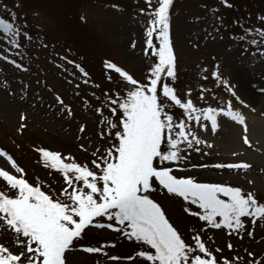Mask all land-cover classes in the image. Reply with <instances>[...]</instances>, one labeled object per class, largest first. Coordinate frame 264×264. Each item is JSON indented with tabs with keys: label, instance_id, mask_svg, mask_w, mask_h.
I'll use <instances>...</instances> for the list:
<instances>
[{
	"label": "snow or ice",
	"instance_id": "1",
	"mask_svg": "<svg viewBox=\"0 0 264 264\" xmlns=\"http://www.w3.org/2000/svg\"><path fill=\"white\" fill-rule=\"evenodd\" d=\"M220 3L226 8L234 7L229 0H220ZM144 4L146 7L139 8L138 14L147 17L143 32L144 56L152 61L146 75L138 80L115 63L105 62V69L116 74L115 78L107 76L112 87L103 90L96 84L101 95L91 93L100 104L94 109L100 129L97 135L107 146H94L91 158L85 162H77L71 154L64 156L59 151L36 149L45 168L60 175L58 189L41 183L39 177L35 184L30 183L14 157L0 148V158H5L10 168L0 167V181L5 185L0 190V236L7 238L6 242H0V264H69V257L75 251L103 255L111 262L125 260L128 264H241L240 256L218 257L222 249L206 246L208 242L215 243V238L207 233L224 232L229 238L234 236L241 240L244 235L254 238L255 227L264 222V196L255 189L254 181L248 180V185L253 187L245 189L231 182L201 181L194 175L178 177L174 173L184 172L186 168L190 171L227 170L237 174L251 169L252 165L245 161L192 162L193 154L210 156L211 152L205 149L214 147L199 133L216 134L223 123L242 126V142L251 147L246 118L233 108L232 99L224 107L207 104L205 93L211 90L203 85L198 91V101L206 106L194 103L191 87L184 90L176 87L177 57L171 39L174 0H144ZM4 10L9 18L0 16V33L10 47L0 46V60L27 71L4 53L21 49V37L29 43L33 38L25 30L26 24L17 23L15 11L7 6ZM210 11L219 22L213 25L214 32L218 33L224 26L223 17L215 16L219 8ZM257 20L264 23V15ZM233 24L241 29L240 35L230 37L241 45L240 55L264 58V28L245 27L238 20ZM41 46L48 47L43 41ZM135 46L133 41L132 47ZM59 59L77 69L84 78L83 83L88 85L89 73L79 63L67 56H59ZM214 69L210 75L217 85H222L231 97L248 107L234 86L221 76L219 65ZM202 79L206 81L209 76ZM75 87L79 89L80 85ZM258 91L264 93V87ZM212 99H217L215 94ZM54 101L62 114L73 115L60 95H55ZM20 119L25 117L22 115ZM24 127L21 123L20 129ZM78 131L83 134L86 125L81 124ZM79 147L82 152H88L85 144ZM156 186L181 198L184 213L200 222L199 227L188 229V241L152 198ZM91 230L110 231L134 243L136 248L133 254L120 257L106 251L116 248V241H98L97 246L81 244ZM226 246L229 251L233 250L231 239ZM245 251L250 259L243 264H264V255L256 259L254 252Z\"/></svg>",
	"mask_w": 264,
	"mask_h": 264
},
{
	"label": "rangeland",
	"instance_id": "2",
	"mask_svg": "<svg viewBox=\"0 0 264 264\" xmlns=\"http://www.w3.org/2000/svg\"><path fill=\"white\" fill-rule=\"evenodd\" d=\"M229 3L234 7L226 8L220 0H174L171 8V39L177 57L176 87L179 90L191 87L192 99L198 106H206L198 101L201 85L211 90L205 96L207 104L213 107H224L232 99L233 108L245 116L248 131L249 126H252L264 138V93L258 91V88L264 87V58L241 56V45L230 38L241 34L240 27L233 24L234 20L243 22L245 27L264 28V23L257 20L258 16L264 15V0H229ZM16 4L20 7H15ZM5 6L17 13V23L27 25L25 30L33 41L29 43L21 37V49L4 53L21 63L27 71L16 69L7 61L0 60V148L14 157L17 164L25 170L26 179L30 183L35 184L36 177H39L41 183L58 189L60 175L45 168L36 149L43 147L59 151L64 156L71 154L77 162H85L91 158L94 146H107L97 135L100 129L94 109L100 104L91 97V93L95 91L97 96L101 95L100 90L95 88L96 84L103 90L112 87L107 76L115 78L116 74L105 69V62L115 63L134 78L143 80L152 62L150 57L144 56L143 32L147 17L138 14L139 8L146 5L144 0H0V16L4 18H9L8 12L4 10ZM213 8H219L215 16L223 17L224 26L220 27L218 33L213 30V25L219 23L210 11ZM2 35L0 33V46L10 47L2 39ZM41 41L48 47H42ZM133 41L135 48L132 47ZM250 51L255 49L250 48ZM17 52L20 55H16ZM59 56H67L79 63L89 73L88 85L83 83L84 78L79 71L61 61ZM58 64H63V67H57ZM215 65H219L221 76L234 86L237 95L248 107L237 102L222 85H217L211 78ZM205 75L209 76L206 81L202 79ZM76 84L80 85L79 89H76ZM57 94L72 109V116L64 115L59 110L60 106L54 101ZM213 94L216 100L212 99ZM22 115L24 120L20 119ZM105 115L108 113L105 112ZM21 123L25 125L22 130ZM81 124L86 125L83 134L78 131ZM199 134L214 147L211 150L205 149L211 152L210 156L193 154V163L243 161L244 154L249 152L259 159V155L264 152V143L259 144L256 140L251 141V147L244 145L242 126L234 123H223L216 134ZM81 143L87 147V153L80 150ZM253 149L254 152L251 151ZM234 152H242L243 155L240 158L238 155L234 156ZM0 167L10 170L5 158H0ZM256 169L253 165L248 171L241 170L237 174L227 170L190 171L186 168L184 172L174 174L178 177L194 175L201 181L208 182H231L245 189L253 187L248 185V180L256 179L254 182L258 183H254V187L264 196V184L259 181L264 179V172H257ZM4 188L3 181H0V190ZM44 190L47 191V187ZM152 198L162 206L170 222L188 241V229L199 227L200 222L184 213L182 199L167 194L159 186H156ZM207 236H213L215 243L208 242L206 246L222 249L217 254L218 257L240 256L243 264L250 259L246 255V249L254 252L256 259L264 255V222L255 227L254 238L247 235L242 240L234 236L229 238L219 231H209ZM229 239L233 244L232 251L226 246ZM6 240L5 236H0V242ZM98 241H116L117 247L107 248L106 251L120 257L133 254L136 248L134 243L103 230L89 231L80 243L97 246ZM69 264L128 262H111L103 255L75 251L69 257Z\"/></svg>",
	"mask_w": 264,
	"mask_h": 264
},
{
	"label": "bare ground",
	"instance_id": "3",
	"mask_svg": "<svg viewBox=\"0 0 264 264\" xmlns=\"http://www.w3.org/2000/svg\"><path fill=\"white\" fill-rule=\"evenodd\" d=\"M236 131H237V129H236ZM258 132L259 131L255 130L254 127L249 126V131H248L247 135H249L250 142L253 140H256L259 142V144L264 143V138L261 137L260 133H258ZM253 136H255V138H252ZM227 146H229V145L227 144ZM246 148H249V147H246ZM259 149H261V147H259ZM251 151L254 152L255 149H253ZM263 151H264V149H263ZM262 153H263L262 155H259V159H258V156H256L255 154H253L251 152H249V154L246 153V154H244L245 155L244 157L246 159L243 158V161L250 163L252 166L254 165L257 168L256 169L257 172L263 173L264 172V152H262ZM241 155H243V153L239 152L237 157L241 158ZM239 161H241V160H239ZM254 181H257V180L255 179ZM259 181H260V183L264 184L263 178H261ZM254 183L257 184L258 182H254Z\"/></svg>",
	"mask_w": 264,
	"mask_h": 264
}]
</instances>
